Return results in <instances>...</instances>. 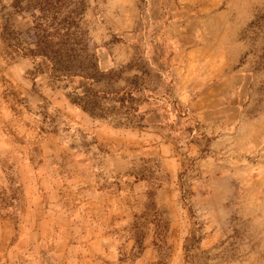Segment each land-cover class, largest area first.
I'll use <instances>...</instances> for the list:
<instances>
[{
	"label": "rangeland",
	"instance_id": "obj_1",
	"mask_svg": "<svg viewBox=\"0 0 264 264\" xmlns=\"http://www.w3.org/2000/svg\"><path fill=\"white\" fill-rule=\"evenodd\" d=\"M15 1L0 264H264V0Z\"/></svg>",
	"mask_w": 264,
	"mask_h": 264
},
{
	"label": "trees",
	"instance_id": "obj_2",
	"mask_svg": "<svg viewBox=\"0 0 264 264\" xmlns=\"http://www.w3.org/2000/svg\"><path fill=\"white\" fill-rule=\"evenodd\" d=\"M24 0H16L15 1V4H14V7H18V5ZM30 1V0H29ZM31 1H34L35 2V5L38 4L40 6H42L44 4V12L46 14V16L48 15H51L52 16V20L54 19H57L58 16H60V13L62 11L64 7V4L61 3V0H58L60 3L57 2V0H31ZM39 6V7H40ZM72 14V12H70ZM60 25V24H59ZM7 29L6 28H2L1 29V35L2 37L3 36H7ZM64 77L68 78V77H75V76H80L81 75H77L75 74V72H72V71H65L64 72ZM84 76L82 77H85V74H83Z\"/></svg>",
	"mask_w": 264,
	"mask_h": 264
}]
</instances>
